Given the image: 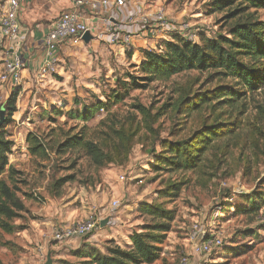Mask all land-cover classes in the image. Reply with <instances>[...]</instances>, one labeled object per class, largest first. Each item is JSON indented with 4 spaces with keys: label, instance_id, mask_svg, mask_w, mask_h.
<instances>
[{
    "label": "rangeland",
    "instance_id": "1",
    "mask_svg": "<svg viewBox=\"0 0 264 264\" xmlns=\"http://www.w3.org/2000/svg\"><path fill=\"white\" fill-rule=\"evenodd\" d=\"M210 1L150 0L149 6L157 5L165 12L191 22L195 28L197 26L195 21L200 19L202 21L199 24L210 34L225 36L236 23L264 20V10L252 8L245 9L228 19L226 15L237 6L236 3L229 9L211 12ZM2 4L3 0H0V7ZM24 8L20 13L21 24ZM140 37H135L137 43L133 42V45L127 48L112 47L98 38L86 45L67 46L60 51L61 59L57 73L47 78L45 76L43 80L21 74L22 80L16 87L19 88L16 112L4 130L13 142L9 160L16 169L23 172V182L18 186L21 191L19 196L24 201L27 212L12 221L16 226L13 232L0 230V264H44L48 255L56 253L51 247L53 229L90 215H95L102 221L107 217L104 228L110 233L108 236H115L119 244L125 247L130 242L132 231L139 229L147 220L138 213L139 204L155 200L157 191L163 187L169 176L172 180H185L186 184L178 198L166 202L167 207L175 208L177 215L172 226L173 233L168 235L169 240L165 241L163 248L167 249L166 244L169 243L174 245L173 240L176 238L178 242L183 240L190 224L200 222L204 227L222 228L224 238L219 249L209 255H197L195 264H264V207L251 216L240 214L238 207L246 204L236 194L237 196H233L230 202H235L238 206L233 207L234 211L227 214L225 220L218 219L223 215L220 208L227 201L225 194L229 192L228 188L232 190L241 183L245 189L244 193L251 192L264 175V161L252 165L251 171L245 173L243 164L251 158V152L247 147L235 149L237 155L241 151L242 157L236 172L230 176L219 173L205 185L197 183L195 174L190 172L169 174L166 171L152 169L154 156L160 151V140L178 128L181 129L176 132V138L190 135L196 125L193 116L187 118L185 123H181V117L166 113L155 125L159 126L158 135L151 136L140 132L128 159L122 164L109 163L96 167L83 153L78 155L71 150L61 154L50 152L49 159L45 161L32 158L28 153L25 141L27 132L32 131L46 136L50 128L56 127L57 124L48 121L49 112L53 108L67 112L70 108L76 107L74 99L79 103H90L95 98L104 99V94L114 88L116 78L123 77L127 72L135 73L143 60L144 48L152 45V43L144 45L145 41L148 42V37L142 36L145 41ZM156 40L154 46L162 39ZM3 50L0 46V72ZM208 75L209 73L189 71L166 80L153 81L144 89H131L129 95L112 110L121 116L134 112L132 105L141 104L151 107L154 112L163 104L173 102L178 96L179 88L192 81L197 82L196 87L205 82ZM216 82L213 80L210 83L213 85ZM8 90V84L0 82V100L6 98ZM246 104L247 113L252 116L257 105H264V92H248ZM1 112L5 117L6 113L2 106ZM104 115L105 112L101 111L89 126L93 128ZM65 119V116L60 117L58 123ZM75 123L79 121L68 120V125L55 128L56 133L61 134ZM243 134L244 130L239 132L238 139ZM58 138L56 135L55 140ZM262 149L264 150V144ZM121 174L125 175V180H120ZM58 178L65 179L60 186L55 185ZM223 182L227 185L224 186ZM75 197L77 199L73 203ZM114 199L119 200L117 208L111 205ZM70 200L72 205L68 207L65 204ZM101 229L97 227L93 233L78 237L81 246L90 238L105 245L108 239H105L107 235H99ZM177 244L178 247L172 251L179 254L178 249L183 246ZM79 248L67 252L73 255L80 250ZM235 252L242 253L235 255ZM182 256L173 255L170 257L172 261L163 259L158 264H179ZM185 256L188 259L190 257ZM69 260L63 261L62 264H81L80 258L73 257Z\"/></svg>",
    "mask_w": 264,
    "mask_h": 264
},
{
    "label": "trees",
    "instance_id": "2",
    "mask_svg": "<svg viewBox=\"0 0 264 264\" xmlns=\"http://www.w3.org/2000/svg\"><path fill=\"white\" fill-rule=\"evenodd\" d=\"M235 3L237 6L226 18H233L248 8L264 10V0H211L210 11H223ZM163 43L161 52L144 49L143 60L135 70L137 74L127 72L116 78L114 88L104 94V99L95 98L90 103H79L74 99L76 107L67 112L53 108L48 121L57 124L55 128L68 125V120L72 119L79 123L61 134H57L55 128H50L46 136L27 132L25 141L30 156L45 161L50 152L61 154L71 150L78 155L83 153L96 167L122 164L128 159L140 132L158 135L156 123L170 112L181 117V123L193 116L196 125L187 137L176 138V132L181 129L178 128L160 140V151L151 165L155 171L190 172L195 174L197 183L205 185L219 173L230 176L236 172L242 157L241 151L237 155L235 149L247 147L251 152V158L243 164L245 173L251 171L252 165L264 161V105H257L252 116L248 115L246 106L248 92H264V20L236 23L227 36L210 34L202 29L195 42L174 34L171 41ZM189 71L209 73L208 79L196 87V81L182 86L173 102L163 104L154 112L151 107L141 104L132 105L134 112L121 116L112 110L131 89H144L153 81ZM213 80L217 82L211 85ZM16 87H10L6 98L0 100L6 113L0 125V230L7 233L16 227L12 221L27 212L19 196L18 184L23 182V172L9 164L13 142L4 130L16 112L19 95ZM101 111L105 112L104 117L92 128L89 123ZM62 116L66 119L59 124ZM242 130L244 134L238 139ZM64 182L65 179L58 178L55 185ZM184 184L185 180H172L169 176L157 191L155 200L139 204L137 211L147 220L132 231L125 247L114 239L107 240L103 250L84 244L74 253L76 258H80L81 264H153L159 260L177 215L175 208L167 207L166 202L178 198ZM228 190L227 201L220 208L223 211L218 218L220 221L238 206L230 202L233 196L238 195L246 204L238 207L240 214L251 216L264 207V175L249 193L243 192L240 196L231 188ZM240 253L235 252V255Z\"/></svg>",
    "mask_w": 264,
    "mask_h": 264
},
{
    "label": "built area",
    "instance_id": "3",
    "mask_svg": "<svg viewBox=\"0 0 264 264\" xmlns=\"http://www.w3.org/2000/svg\"><path fill=\"white\" fill-rule=\"evenodd\" d=\"M23 0H3L0 7V46L3 50L2 71L0 82L8 84V87L17 86L22 80V69L25 59L23 43L25 33L20 22L21 3ZM128 0H72L68 8L60 11L48 30L43 34L41 47L43 57L35 72L36 78H44L57 73L60 63V51L64 47L84 44L83 36L89 33L93 38H101L111 45L120 47L132 46L134 36L131 30H121L117 19L113 17L112 11L126 6ZM100 17L104 23V29L97 28L93 18ZM116 20V21H115ZM140 23L142 31L147 35L162 39L160 43L149 49L161 52L163 42L171 41L174 34H179L190 42L198 40V32L203 28L196 23V28L191 22L171 15L161 8L151 13L143 14L138 19L134 16H125V23L135 26ZM207 31V30H206ZM207 33V32H206ZM208 34V33H207ZM125 180V175L119 176ZM141 182V180H138ZM226 186V182L222 183ZM234 194L245 192L241 183L232 188ZM232 201V198L229 199ZM117 208L119 200L114 199L111 203ZM101 218L95 215L62 226L55 227L51 233V240L59 242L71 238L86 236L100 227ZM215 227V226H214ZM204 227L200 222L190 224L187 238L191 242V252L195 255H209L212 251L219 249L223 244L224 230L222 228ZM179 264H189L188 257L183 255Z\"/></svg>",
    "mask_w": 264,
    "mask_h": 264
},
{
    "label": "crops",
    "instance_id": "4",
    "mask_svg": "<svg viewBox=\"0 0 264 264\" xmlns=\"http://www.w3.org/2000/svg\"><path fill=\"white\" fill-rule=\"evenodd\" d=\"M71 1L72 0H23L21 3L24 4L21 8V10L24 8V12L22 13V26L24 29V33H25V42L23 43V52L24 54V59H25V64H24V68L22 69V75L24 74H28L29 76L32 75L33 77L35 76V72L37 70V67L39 66L40 62L42 61V57H43V49L41 47V39L43 34L48 30V28L51 26V24L53 23V21L56 19V17L58 16V14L60 13V11H62L65 8H68L71 5ZM149 2L150 0H128L127 4L125 7L120 8L119 10L116 11H112V15L114 18L117 19V22L119 24H121L120 29L121 30H131L132 32H134L136 35L135 37H140L142 38V36L144 37H148V42L146 43L145 40H143L144 38H142L144 42V45H150V43H152V45L150 46H144V49H148V48H152L154 46V43L157 42L156 39L153 36H146L147 32L142 31V25L140 23L135 24V26H129L125 23V16H134V18L138 19L139 16L143 15V14H148L153 12L154 10L158 9V6L155 5L153 7L149 6ZM151 4V3H150ZM33 6V7H32ZM57 12H59L57 14ZM57 14V16H56ZM116 21V20H115ZM200 19H198L197 21H195L196 23H200ZM93 22L96 23L97 28L100 29H104V23L102 22V19L100 17L97 18H93ZM95 38L91 39L88 43H84L89 44L91 42H93ZM97 39V38H96ZM100 41L101 38H98ZM151 41V42H150ZM106 42V41H105ZM135 40H134V44H135ZM108 45L112 46V47H117L116 45H111L108 42H106ZM137 43V42H136ZM65 48V47H64ZM49 76H46L45 78H47ZM44 78H40L38 80H43ZM35 80V79H34ZM36 81V80H35ZM9 88V87H8ZM9 91V90H8ZM9 163L12 164L11 160H9ZM77 199L76 197L74 198V202H76ZM71 200L69 202H67L65 205L71 206L72 204ZM64 205V206H65ZM66 208V207H63ZM73 208V207H72ZM106 222L108 220V218L106 217ZM106 222L105 224L101 227L104 228L106 226ZM99 235H107L105 236V239H114L116 242L120 243L119 240L115 237V236H108V234H110L108 232L107 229H101L99 231ZM173 230L168 234H172ZM184 238L183 240L178 242V239H174L173 240V244L174 245H168V248L166 249L163 248L162 253H161V258L159 260H157L156 262H154L153 264H158V262L160 260H168V261H172V258H170L171 256H175L177 257V255L181 256V255H190L189 257V264H195V260L198 259L197 255L193 254L191 252V242L188 240L186 233L184 234ZM117 239V240H116ZM167 240H169V237H167ZM166 240V241H167ZM53 246H51L52 248H54V250L56 251L55 255L50 256L51 259V264H62L63 261H70L69 259L75 257V254H70L67 251H75L76 249H78L81 246V242L77 239V238H71L68 240H62L59 242L53 241ZM176 243H178L177 245H182V247H179L178 251L179 254L176 252H173L172 250L177 248L178 246H176ZM85 245H89V246H94L97 247L101 250H103V244L102 242H98L97 240H93V238L88 239L85 242ZM164 247V246H163ZM171 249V250H170ZM166 255V256H165Z\"/></svg>",
    "mask_w": 264,
    "mask_h": 264
},
{
    "label": "water",
    "instance_id": "5",
    "mask_svg": "<svg viewBox=\"0 0 264 264\" xmlns=\"http://www.w3.org/2000/svg\"><path fill=\"white\" fill-rule=\"evenodd\" d=\"M91 39H92V36L89 33H85L84 34L83 40H84L85 43H88ZM3 120H4V116H3V112H1L0 113V125L2 124ZM105 222H106V220H103L100 223V226L102 227L105 224ZM44 264H51V259H50V256L49 255L47 256V259H46V261H45Z\"/></svg>",
    "mask_w": 264,
    "mask_h": 264
}]
</instances>
